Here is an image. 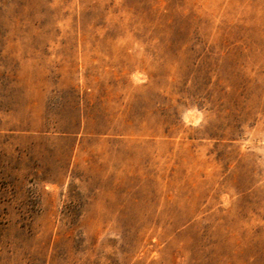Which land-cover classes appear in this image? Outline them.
Wrapping results in <instances>:
<instances>
[{
    "label": "rangeland",
    "instance_id": "374dc122",
    "mask_svg": "<svg viewBox=\"0 0 264 264\" xmlns=\"http://www.w3.org/2000/svg\"><path fill=\"white\" fill-rule=\"evenodd\" d=\"M0 264H264V0H0Z\"/></svg>",
    "mask_w": 264,
    "mask_h": 264
}]
</instances>
